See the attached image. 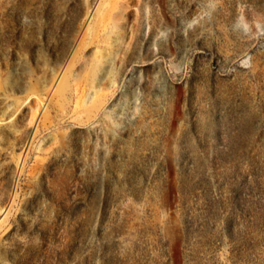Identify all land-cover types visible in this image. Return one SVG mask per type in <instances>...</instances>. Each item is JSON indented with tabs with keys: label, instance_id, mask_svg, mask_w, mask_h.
I'll use <instances>...</instances> for the list:
<instances>
[{
	"label": "rangeland",
	"instance_id": "obj_1",
	"mask_svg": "<svg viewBox=\"0 0 264 264\" xmlns=\"http://www.w3.org/2000/svg\"><path fill=\"white\" fill-rule=\"evenodd\" d=\"M0 264H264V0H0Z\"/></svg>",
	"mask_w": 264,
	"mask_h": 264
},
{
	"label": "water",
	"instance_id": "obj_2",
	"mask_svg": "<svg viewBox=\"0 0 264 264\" xmlns=\"http://www.w3.org/2000/svg\"><path fill=\"white\" fill-rule=\"evenodd\" d=\"M108 60H109V58L106 60V62L108 63ZM98 62H101V61H98ZM101 63H104V60H103V62H101ZM107 63H104V64H107ZM100 64V63H99ZM99 64H97V66H96V68H95V74H97L98 73V71L100 70L99 69ZM103 78V77H102ZM105 79V78H104Z\"/></svg>",
	"mask_w": 264,
	"mask_h": 264
}]
</instances>
